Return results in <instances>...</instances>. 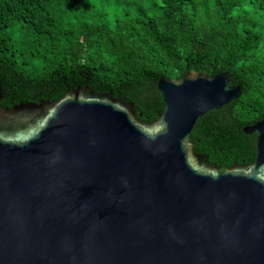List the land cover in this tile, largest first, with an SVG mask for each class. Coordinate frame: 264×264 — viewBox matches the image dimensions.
I'll return each mask as SVG.
<instances>
[{"label": "water", "instance_id": "obj_1", "mask_svg": "<svg viewBox=\"0 0 264 264\" xmlns=\"http://www.w3.org/2000/svg\"><path fill=\"white\" fill-rule=\"evenodd\" d=\"M158 89L151 123L89 86L0 103V264H264V118L255 161L220 171L191 136L242 88L191 71Z\"/></svg>", "mask_w": 264, "mask_h": 264}, {"label": "trees", "instance_id": "obj_2", "mask_svg": "<svg viewBox=\"0 0 264 264\" xmlns=\"http://www.w3.org/2000/svg\"><path fill=\"white\" fill-rule=\"evenodd\" d=\"M226 73L242 95L205 113L194 149L225 171L255 161L264 118V0H0V103L55 101L89 86L154 122L158 81Z\"/></svg>", "mask_w": 264, "mask_h": 264}]
</instances>
